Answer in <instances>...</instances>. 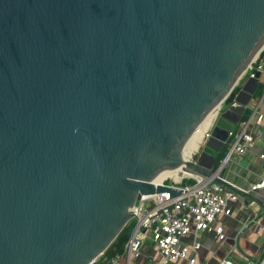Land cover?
I'll use <instances>...</instances> for the list:
<instances>
[{
	"label": "water",
	"instance_id": "1",
	"mask_svg": "<svg viewBox=\"0 0 264 264\" xmlns=\"http://www.w3.org/2000/svg\"><path fill=\"white\" fill-rule=\"evenodd\" d=\"M263 45L264 0H0V264H91L174 167L240 193L216 158Z\"/></svg>",
	"mask_w": 264,
	"mask_h": 264
},
{
	"label": "built area",
	"instance_id": "2",
	"mask_svg": "<svg viewBox=\"0 0 264 264\" xmlns=\"http://www.w3.org/2000/svg\"><path fill=\"white\" fill-rule=\"evenodd\" d=\"M256 70L260 71V68ZM252 74L253 72L250 75ZM263 107L264 94L248 106V118L241 120L236 130L229 133L226 144L228 149L222 166L230 158L241 162L254 147L255 139L261 137ZM260 157L264 158L263 155ZM221 179L227 182L222 177ZM161 184L167 183L163 181ZM229 184L240 193L211 181H199L189 186L182 185L181 182L167 184L183 190L182 195L174 198L168 193L144 197L140 205L130 211L135 225L122 252L111 257L103 253L91 264H209L201 259L202 244L197 240L198 233L213 234L222 244L227 239L217 221L222 216L231 214V205L238 203L240 197H248L258 191L264 201V175L249 185L248 190ZM256 219L252 221L256 222ZM190 236L192 239L188 244L186 240ZM147 243L150 244L149 250L144 253ZM235 249L236 245L233 244L227 255L217 264H237L232 256ZM244 260L245 264H264V252L260 257H245Z\"/></svg>",
	"mask_w": 264,
	"mask_h": 264
},
{
	"label": "crops",
	"instance_id": "3",
	"mask_svg": "<svg viewBox=\"0 0 264 264\" xmlns=\"http://www.w3.org/2000/svg\"><path fill=\"white\" fill-rule=\"evenodd\" d=\"M260 80H264V58L259 62ZM257 71V70H255ZM264 94V90L262 95ZM264 114V107L262 108ZM262 135L255 139L254 147L244 156L241 162L230 158L222 166L219 175L227 182L238 188L248 190L249 185L257 182L264 175V121L261 127ZM191 180H175L170 184L192 185L199 179L188 176ZM196 179V180H195ZM184 180V181H183ZM255 204H254V203ZM256 222H253V219ZM222 226L226 241L222 244L215 239L213 234L198 233L197 240L202 244L201 259L209 264H217L236 245L233 258L237 264H245L244 258L260 257L264 252V201L261 192H254L250 196L240 197L238 203L231 205V214L222 216L217 221ZM248 225L247 227H245ZM192 237H188L189 244Z\"/></svg>",
	"mask_w": 264,
	"mask_h": 264
},
{
	"label": "bare ground",
	"instance_id": "4",
	"mask_svg": "<svg viewBox=\"0 0 264 264\" xmlns=\"http://www.w3.org/2000/svg\"><path fill=\"white\" fill-rule=\"evenodd\" d=\"M264 48V45L260 48V51ZM258 53L251 59V61L248 63V65L245 66V68L242 71V76L253 66V64L256 63L258 59ZM241 76V77H242ZM238 82V81H237ZM226 98L221 100L208 114L206 117L197 125L194 133L189 137V139L186 141V143L183 146L182 152H181V158L183 161L188 162L190 159V156L192 155L193 150L196 148L198 143L201 141L202 137L205 136L207 128L212 123L213 119L217 116L219 109L221 108L222 102H224ZM190 176L188 173V170L185 169V167H174L171 169H168L155 179L151 181L152 184L158 185L161 184L166 179L180 180L183 177ZM132 211V209H131Z\"/></svg>",
	"mask_w": 264,
	"mask_h": 264
},
{
	"label": "trees",
	"instance_id": "5",
	"mask_svg": "<svg viewBox=\"0 0 264 264\" xmlns=\"http://www.w3.org/2000/svg\"><path fill=\"white\" fill-rule=\"evenodd\" d=\"M264 58V50L263 52L260 54L259 58H258V62L257 64H255V69L258 68L259 65V62H261V60ZM261 76V75H260ZM263 90H264V80H260L259 81V86H258V89L254 95V98H253V102L257 101L261 96H262V93H263ZM232 97H233V94H231V96L228 98L227 100V103H230L231 100H232ZM250 103V105H251ZM250 114V110L247 108L243 117H242V121L243 120H246L248 118ZM227 149H228V146L225 145L224 148L220 151V153L217 155V158H216V165H219V163L224 159L225 155H226V152H227ZM135 225V221L134 220H131L125 227L124 229L119 233V235L117 236V238L115 239V241L110 245V247L105 251V255L107 257H111L115 254H119L122 252L123 250V247L124 245L126 244V242L128 241L129 237H130V234H131V231L133 229Z\"/></svg>",
	"mask_w": 264,
	"mask_h": 264
},
{
	"label": "rangeland",
	"instance_id": "6",
	"mask_svg": "<svg viewBox=\"0 0 264 264\" xmlns=\"http://www.w3.org/2000/svg\"><path fill=\"white\" fill-rule=\"evenodd\" d=\"M257 62H258V59H257V61H256L255 64H257ZM255 64H253V66H252V67H251V68H250V69H249V70L243 75V77L241 78V80H240V82L238 83L237 87L240 86V84L242 83V81L245 80V79L248 77V75H250L252 72H253V73L255 72V70H256V69H255ZM237 87H236V88H237ZM236 88H235V89H236ZM221 106H222V105H221ZM225 106H226V104H224V105L222 106V108H224ZM183 179H184V180H191V179H189L188 176L184 177ZM184 180H183V181H184ZM195 180H196V179H195ZM164 181H165V183H167V184H170L171 182H173V180H171V179H166V180H164ZM130 221H131V220H130ZM130 221H129V222H130ZM129 222H128V223H129ZM128 223H127V224H128ZM127 224H126V225H127ZM147 244H148V247H146V248L143 249V252H144V253H145V252H148V250H149V246H150V244H149V243H147ZM139 261L141 262L142 259L140 258Z\"/></svg>",
	"mask_w": 264,
	"mask_h": 264
}]
</instances>
